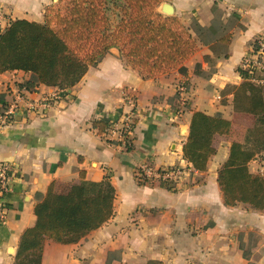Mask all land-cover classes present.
<instances>
[{
    "label": "crops",
    "instance_id": "1",
    "mask_svg": "<svg viewBox=\"0 0 264 264\" xmlns=\"http://www.w3.org/2000/svg\"><path fill=\"white\" fill-rule=\"evenodd\" d=\"M52 0H0V31L11 20H43ZM173 15L195 18L209 26L217 9L243 28H230L228 57L217 58L200 44L177 70L143 78L116 48L82 79L65 89V96L44 112L24 109L0 127V161L14 164L0 220V264H14L23 231L34 225V206L49 185L59 190L79 182L108 179L115 190L113 214L102 226L76 243L46 239L43 264H264V209L245 203L226 205L217 177L233 140L242 141L255 117L233 109L237 71L255 39L264 33V0H167ZM229 20V21H230ZM183 21V20H182ZM30 73H0V115L17 91L24 100H41L57 87L39 84L26 89ZM175 107V108H173ZM135 115L132 148L107 142L92 127L93 120L112 122ZM193 111L220 114L231 122L229 133L217 134L215 153L204 171L183 158ZM181 165L189 175L182 187L169 189L157 182L139 184L135 171ZM251 175L264 176V152L247 163ZM257 237V239L255 238ZM259 236V237H258Z\"/></svg>",
    "mask_w": 264,
    "mask_h": 264
},
{
    "label": "trees",
    "instance_id": "2",
    "mask_svg": "<svg viewBox=\"0 0 264 264\" xmlns=\"http://www.w3.org/2000/svg\"><path fill=\"white\" fill-rule=\"evenodd\" d=\"M163 1L52 0L44 7L42 21L17 18L0 31V73L29 72L26 89L39 84L67 89L77 84L89 67L96 66L112 48L143 78L173 70L186 73L184 62L200 44L208 45L217 58L228 57L232 33L226 23L203 26L192 18L185 24L178 16L158 10ZM230 26L243 28L235 21ZM237 71L242 81L232 89L233 109L253 115L255 125L246 130L242 141L231 142L217 181L226 205L241 202L262 210L264 176L248 174L246 166L256 154L264 152V83L252 82L241 67ZM109 124L98 119L93 120L92 127L102 135ZM230 130L231 122L220 114L193 111L182 148L183 158L195 170L204 171L216 151L215 136ZM131 148L129 143L126 149ZM81 178L61 190L53 182L38 198L35 223L21 234L14 264H43L46 239L76 243L111 218L115 190L110 181ZM146 264L164 263L152 259Z\"/></svg>",
    "mask_w": 264,
    "mask_h": 264
},
{
    "label": "built area",
    "instance_id": "3",
    "mask_svg": "<svg viewBox=\"0 0 264 264\" xmlns=\"http://www.w3.org/2000/svg\"><path fill=\"white\" fill-rule=\"evenodd\" d=\"M241 68L246 70L249 79L255 83H264V33L260 34L254 41L251 50L245 54ZM19 89L13 100L9 102L0 115V127L15 120L17 115L24 109L26 112L39 113L48 110L65 96V89L57 88L47 94L41 100H24ZM135 115L131 111L123 114L117 120L110 122L108 128L102 133L103 138L116 141L117 144L126 146L132 141ZM109 142V141H107ZM111 143V142H109ZM184 168V169H183ZM14 164L10 161H0V220L4 221L7 216V206L4 197L9 190L11 174ZM186 173H190L187 167L182 166H160L154 167L152 164H144L135 171V178L139 184L157 182L162 184L168 182L169 185H178Z\"/></svg>",
    "mask_w": 264,
    "mask_h": 264
},
{
    "label": "rangeland",
    "instance_id": "4",
    "mask_svg": "<svg viewBox=\"0 0 264 264\" xmlns=\"http://www.w3.org/2000/svg\"><path fill=\"white\" fill-rule=\"evenodd\" d=\"M49 1V0H48ZM163 2H167V0H164ZM48 4H50V3H48ZM48 4H46V5H48ZM45 5V6H46ZM44 6V7H45ZM43 10H44V8H43ZM223 16V14L217 9V11L214 13V19H213V22H219L220 20H222L221 19V17ZM182 20H183V22L185 23V24H189L190 22H191V19H186V18H182ZM230 20V19H229ZM227 21L226 22V24H227V26L229 27V28H231V26L230 25H233V21L232 20H230V21ZM173 108H175V107H173ZM175 166H181V165H175ZM182 167H184V166H182ZM184 169V168H183ZM187 175H189L188 173H186L185 175H184V177L185 176H187ZM184 177L182 178V181H180L179 183H178V185H174V186H171V185H169V183L168 182H164V183H162L161 185L162 186H164V187H167V188H169V189H179V188H181L182 187V184H183V182H184ZM259 237V236H258ZM255 238L257 239V237L255 236ZM190 264H192V263H190ZM196 264H198V263H196Z\"/></svg>",
    "mask_w": 264,
    "mask_h": 264
},
{
    "label": "water",
    "instance_id": "5",
    "mask_svg": "<svg viewBox=\"0 0 264 264\" xmlns=\"http://www.w3.org/2000/svg\"><path fill=\"white\" fill-rule=\"evenodd\" d=\"M158 10L166 15H173V6L168 2H162Z\"/></svg>",
    "mask_w": 264,
    "mask_h": 264
}]
</instances>
